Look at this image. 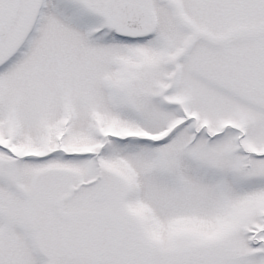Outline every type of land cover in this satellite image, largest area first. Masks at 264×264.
<instances>
[{
	"label": "snow or ice",
	"instance_id": "6c2138e0",
	"mask_svg": "<svg viewBox=\"0 0 264 264\" xmlns=\"http://www.w3.org/2000/svg\"><path fill=\"white\" fill-rule=\"evenodd\" d=\"M0 264H264V0H0Z\"/></svg>",
	"mask_w": 264,
	"mask_h": 264
}]
</instances>
